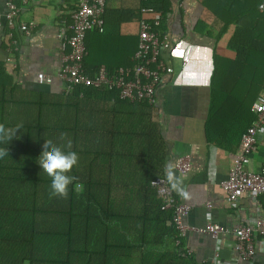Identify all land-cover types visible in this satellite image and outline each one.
Segmentation results:
<instances>
[{"label": "trees", "instance_id": "16d2710c", "mask_svg": "<svg viewBox=\"0 0 264 264\" xmlns=\"http://www.w3.org/2000/svg\"><path fill=\"white\" fill-rule=\"evenodd\" d=\"M151 1L141 7L162 14L171 8L170 0ZM201 3L205 31L198 30L213 40L204 130L208 143L220 145L234 132L241 136L264 93V0ZM112 13L137 24L141 16ZM85 44L83 66L93 75L101 65L109 72L129 66L137 38L95 30ZM79 92L25 89L0 63V124L21 126L9 158L0 159V264H210L184 250L172 210H161L150 186L169 158L154 106L104 88ZM47 140L78 155L63 197L51 195L50 177L37 163Z\"/></svg>", "mask_w": 264, "mask_h": 264}, {"label": "crops", "instance_id": "0c3cea01", "mask_svg": "<svg viewBox=\"0 0 264 264\" xmlns=\"http://www.w3.org/2000/svg\"><path fill=\"white\" fill-rule=\"evenodd\" d=\"M78 0H29L20 7L18 23H33L34 28L25 36L18 27L14 29L17 50L11 56L16 68L11 69L7 59L9 30L0 27V63L18 86L28 90H56V79L61 55L58 29L70 21V15ZM171 8L164 12L159 32L166 34L172 42L171 51L164 55L171 68L162 76L156 89L157 103L153 108V119L160 125L168 148L165 167L182 182L185 195L175 197L190 206L184 222L190 226L203 227L212 222L229 230L247 223L254 217L264 216V195L253 199L242 195L237 201L228 199L220 183L227 179L233 158L239 153L240 134L232 133L220 145L208 143L204 124L209 102L208 82L212 71L213 40L200 29L203 14L201 0H170ZM5 0H0L1 20L5 14ZM151 0H105L104 32L110 36L130 35L137 38L138 24L132 19L117 21L113 11L141 10V3ZM145 8H151L149 6ZM104 12V13H105ZM142 18V14L140 19ZM139 19V20H140ZM218 31L221 23L210 22ZM125 33V34H124ZM44 77L52 82L45 84ZM264 96V93L259 95ZM187 156L190 170L182 173L175 169L176 160ZM264 164V135L259 137L256 149L250 157L248 168L258 171ZM181 238L184 250L193 254L196 261L210 263L217 254L223 263L237 260L236 253L224 246L233 236L221 235L219 242L209 235L187 231ZM255 256L249 264H264V243L255 238ZM216 246L219 247L216 249ZM237 264H247L237 260Z\"/></svg>", "mask_w": 264, "mask_h": 264}, {"label": "built area", "instance_id": "2783aa9c", "mask_svg": "<svg viewBox=\"0 0 264 264\" xmlns=\"http://www.w3.org/2000/svg\"><path fill=\"white\" fill-rule=\"evenodd\" d=\"M29 0H5V14L3 20L0 15V27L5 26L9 42L7 59L11 69L16 68L13 53L17 50V40L14 38V29L18 27L28 36L34 28L33 23H18L17 17L20 7ZM264 11V4L259 5ZM105 0H78L77 7L70 15V21L58 29L57 39L60 42L61 55L59 70L56 79L61 91H74L78 89L79 96L83 88H104L114 91L120 100L129 103H145L155 106L157 103L156 89L162 76L170 73L171 68L164 55L172 48L166 34L159 32L162 13L154 12L151 8L140 10L142 18L139 20L136 50L130 59L129 66L119 67L113 72L106 70L101 65L97 71L90 75L83 66V59L87 54L85 38L88 32H104ZM43 82L50 84L51 77H44ZM254 119L240 136L239 153L233 158V165L229 170L227 179L220 183L221 189L232 202L237 201L242 195L256 199L264 195V164L258 171L248 168L250 157L256 149L259 137L264 135V96H259L251 109ZM175 168L182 172L190 170L187 156L177 158ZM150 186L156 190L161 199V210H172L171 223H173L178 236L182 237L187 231L209 235L214 241L219 242L221 235L233 236L231 242L222 243L236 253L237 260L249 264L255 256V238H260L264 243V216L254 217L247 223L228 229L217 223L208 222L203 227L189 226L184 222L190 212V206L178 202L167 180L157 177L150 181ZM219 248L216 246V249ZM264 249V248H263ZM189 253V251H187ZM215 258L210 264H237V260L221 262Z\"/></svg>", "mask_w": 264, "mask_h": 264}, {"label": "clouds", "instance_id": "9594fccd", "mask_svg": "<svg viewBox=\"0 0 264 264\" xmlns=\"http://www.w3.org/2000/svg\"><path fill=\"white\" fill-rule=\"evenodd\" d=\"M20 127V125L6 127L3 124H0V159L6 157L9 158L8 143L10 139L13 138L16 131L20 130ZM5 144L7 146H4ZM37 163L39 164L41 171L44 172L48 177H50L49 187L51 195L61 197L66 196L68 193L69 185L72 184L76 179V177L71 175L70 173L78 163L77 153L74 151H65L57 144L53 143L50 140H47V143L44 145L43 150L38 157ZM163 178L165 177L163 176ZM165 179L169 183V186L179 195H185L182 187V182L174 175V173L170 169L166 170ZM176 200L178 202H181L177 198Z\"/></svg>", "mask_w": 264, "mask_h": 264}]
</instances>
